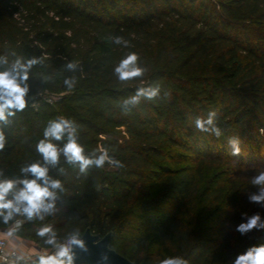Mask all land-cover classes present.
<instances>
[{"label": "trees", "instance_id": "trees-1", "mask_svg": "<svg viewBox=\"0 0 264 264\" xmlns=\"http://www.w3.org/2000/svg\"><path fill=\"white\" fill-rule=\"evenodd\" d=\"M116 36L130 47L114 43ZM129 51L144 73L121 81L114 68ZM0 58L7 61L0 71L17 59L39 60L29 69L26 107L0 121V180L19 191L32 178L21 168L38 162L64 189L56 190L54 213L8 224L0 218V230L20 219L13 232L47 249V237L36 234L44 226L60 243L76 229L109 233V246L133 264L169 256L232 264L264 244V228L236 231L254 214L264 223V202L250 200L260 189L209 174L228 164L264 169V0H0ZM147 87L158 95L131 102ZM212 110L224 131L219 139L194 127ZM61 118L71 121L86 156L106 150L124 166L81 172L62 151L57 163L45 162L37 145L49 121ZM229 137H240V156L230 154ZM47 139L62 150L69 132Z\"/></svg>", "mask_w": 264, "mask_h": 264}, {"label": "clouds", "instance_id": "clouds-1", "mask_svg": "<svg viewBox=\"0 0 264 264\" xmlns=\"http://www.w3.org/2000/svg\"><path fill=\"white\" fill-rule=\"evenodd\" d=\"M114 43H123L125 48L130 47V42L123 37H114ZM139 54L135 51H129L115 66L114 72L118 79L126 81L142 77L144 69L138 66ZM0 62L7 63L6 59L0 58ZM39 60L33 58L26 63H22L17 59L9 69L0 71V121L6 120V112L8 115H14L9 109L23 110L26 105V96L29 91L28 84L29 69L37 64ZM69 68H74L75 64L69 63ZM65 85L73 86V81L65 80ZM159 93V88H139L136 95L131 98V102H138L140 97L147 100L154 99ZM129 101H125V104ZM194 127L201 133H206L217 139L224 135L223 129L217 123V112L209 111L207 116H198L194 120ZM72 124L67 118L49 121L44 130V140H41L37 145V150L43 155V159L47 163H57L61 151L64 157L70 163H78L81 172H86L90 166L103 168L106 163L114 165L116 168H121L124 165L121 161L110 157L105 150L95 158L86 156L84 148L80 145L76 138L71 134ZM69 132L68 143L60 150L47 138L60 140L64 133ZM264 133V129H261ZM228 145L230 154L238 157L241 154V139L240 137H229ZM6 143L5 135L0 130V150H3ZM21 172L30 174L31 179L25 178L20 183L23 188L19 191H14L16 182L13 180H0V218L4 224H8L15 216L23 215L28 221L38 218L43 220L47 214L55 212V200L57 191H64L59 180H53L49 177V169L40 163H33L27 167L21 168ZM2 175V173H0ZM251 184L259 186V195H251L250 200L254 202H264V169H261L257 175L251 178ZM10 193L12 194L9 199ZM259 214L252 215L246 223H240L236 231L241 235L247 234L249 231L258 228H264V223H261ZM39 237H47L44 241L51 245L55 251L51 254H40L37 264H76L77 252L76 249L86 251L85 240L81 236L79 229L70 233L64 243L57 240V234L51 225L44 226L36 233ZM8 236H12L13 232L9 231ZM24 259L22 255H16L15 261ZM109 257L103 255L101 260L107 262ZM13 261V264H15ZM159 264H188V261L181 256H169L162 259ZM232 264H264V244L250 246L245 252L237 254Z\"/></svg>", "mask_w": 264, "mask_h": 264}, {"label": "rangeland", "instance_id": "rangeland-1", "mask_svg": "<svg viewBox=\"0 0 264 264\" xmlns=\"http://www.w3.org/2000/svg\"><path fill=\"white\" fill-rule=\"evenodd\" d=\"M259 171L260 169H254L252 171L236 169L232 165L228 164L225 166L218 165L217 167H212L209 174L214 181L217 179H225L229 181H237V183L246 185L247 183H251V178L257 175ZM256 188H259V186H256ZM16 223H21V220H16L13 225L8 228V230L13 232L14 224ZM0 236L7 238L9 248H20V250L24 253V261L33 260L37 258L40 254H51L55 251L54 248L47 249L41 247L39 249V246L34 242V240L28 237L17 235L14 232L12 236H8L7 234L3 233H0Z\"/></svg>", "mask_w": 264, "mask_h": 264}, {"label": "water", "instance_id": "water-1", "mask_svg": "<svg viewBox=\"0 0 264 264\" xmlns=\"http://www.w3.org/2000/svg\"><path fill=\"white\" fill-rule=\"evenodd\" d=\"M9 230H0V233L7 234ZM85 240L87 250L76 249V264H133L129 259L115 251L109 246L111 235L109 233L102 237L93 234L87 228L81 235ZM39 249L41 247H38ZM103 255L109 257L107 262L101 260Z\"/></svg>", "mask_w": 264, "mask_h": 264}, {"label": "built area", "instance_id": "built-area-1", "mask_svg": "<svg viewBox=\"0 0 264 264\" xmlns=\"http://www.w3.org/2000/svg\"><path fill=\"white\" fill-rule=\"evenodd\" d=\"M19 224L20 223L14 224V227ZM16 255H22L24 257V253L20 250V248H9L7 238L0 236V264H12L13 261H15ZM19 261H24V259L15 262Z\"/></svg>", "mask_w": 264, "mask_h": 264}]
</instances>
